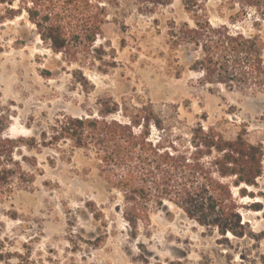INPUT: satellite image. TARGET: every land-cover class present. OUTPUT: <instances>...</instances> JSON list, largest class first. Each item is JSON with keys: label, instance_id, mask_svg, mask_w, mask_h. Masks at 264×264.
<instances>
[{"label": "rangeland", "instance_id": "1", "mask_svg": "<svg viewBox=\"0 0 264 264\" xmlns=\"http://www.w3.org/2000/svg\"><path fill=\"white\" fill-rule=\"evenodd\" d=\"M185 0L145 6L107 5L108 16L91 50L55 53L25 16L9 19L0 5V119L10 139L34 138L32 184L0 200V264H264V172L242 199L244 237L202 228L166 203L138 224L122 218V197L100 176L93 156L57 139V122L100 118L125 121L122 110H153L168 134L189 137L200 124L226 141L241 134L264 154V87L256 93L209 85L195 69L199 52L173 48L172 26L187 23ZM212 26H226L264 43V22L253 10L234 17L224 0H206ZM264 60V49H263ZM158 131L152 128L151 139ZM20 155L15 159L20 160ZM264 167V162H263ZM261 203L260 212L246 208Z\"/></svg>", "mask_w": 264, "mask_h": 264}, {"label": "trees", "instance_id": "2", "mask_svg": "<svg viewBox=\"0 0 264 264\" xmlns=\"http://www.w3.org/2000/svg\"><path fill=\"white\" fill-rule=\"evenodd\" d=\"M118 0H0L9 19L25 16L39 37L55 53L91 50L105 24L107 5ZM206 0H185L184 8L192 26H172L168 36L173 48L191 46L199 52L194 67L202 82L225 85L256 93L264 87V43L258 36L245 37L226 26L211 25ZM234 17L255 11L264 22V0H224ZM145 6H164L169 0H136ZM103 110L100 118H69L57 122V139L93 156L108 188L122 197V218L136 238L138 224H148L150 214L166 203L202 228L215 229L222 236L244 237L242 199H255L250 192L264 172L260 145H251L241 134L226 141L221 134L197 124L189 137L168 134L153 110H122L125 121ZM152 128L158 131L151 139ZM34 138L4 136L0 119V200L16 188L33 183L34 175L22 164L35 167L33 158L21 156L20 148L32 150ZM21 159L16 160L15 156ZM263 210L261 203L248 208ZM4 260L0 252V262Z\"/></svg>", "mask_w": 264, "mask_h": 264}]
</instances>
